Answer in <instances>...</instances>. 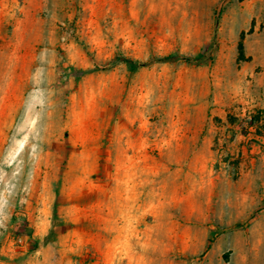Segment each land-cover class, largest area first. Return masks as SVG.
<instances>
[{"label": "rangeland", "instance_id": "1", "mask_svg": "<svg viewBox=\"0 0 264 264\" xmlns=\"http://www.w3.org/2000/svg\"><path fill=\"white\" fill-rule=\"evenodd\" d=\"M259 110L264 0H0V264H264Z\"/></svg>", "mask_w": 264, "mask_h": 264}, {"label": "trees", "instance_id": "2", "mask_svg": "<svg viewBox=\"0 0 264 264\" xmlns=\"http://www.w3.org/2000/svg\"><path fill=\"white\" fill-rule=\"evenodd\" d=\"M215 21H217V16L215 18ZM217 47V42H216V38L213 37L211 39V41L207 44V46L205 47V50L203 52V56L201 57H192V56H174L173 59L175 61H184L186 63H191V64H201V63H205L209 60L212 59V55L213 52L215 51ZM171 56H163V57H152L146 61L143 62H137L128 58H124L123 56L117 55L111 62L110 65L116 64L120 61H125L127 63V65L129 66V68L131 69H135L138 66H148L153 64L156 61H168L169 59H171ZM263 111L259 110L256 113L252 114L250 116V123L253 125L258 126V123L261 122V126L264 128V119H262L261 115H262ZM209 242H211V240H209Z\"/></svg>", "mask_w": 264, "mask_h": 264}]
</instances>
